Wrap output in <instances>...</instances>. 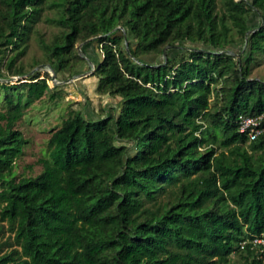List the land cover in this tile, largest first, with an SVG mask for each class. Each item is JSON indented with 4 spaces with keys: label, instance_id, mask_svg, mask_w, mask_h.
Instances as JSON below:
<instances>
[{
    "label": "trees",
    "instance_id": "trees-1",
    "mask_svg": "<svg viewBox=\"0 0 264 264\" xmlns=\"http://www.w3.org/2000/svg\"><path fill=\"white\" fill-rule=\"evenodd\" d=\"M46 7L59 31L27 66L18 60ZM91 38L97 90L121 107L95 119L72 109L37 175L15 177L27 142L15 126L49 78L0 83V219L15 245L0 264H264L253 242L264 238V133L240 130L241 115L264 113V78L252 76L264 0H0L11 76L42 62L74 74L86 61L77 43Z\"/></svg>",
    "mask_w": 264,
    "mask_h": 264
},
{
    "label": "rangeland",
    "instance_id": "rangeland-1",
    "mask_svg": "<svg viewBox=\"0 0 264 264\" xmlns=\"http://www.w3.org/2000/svg\"><path fill=\"white\" fill-rule=\"evenodd\" d=\"M55 14L54 8L46 7L36 22L34 31L30 34L27 50L21 55L19 62L22 61L28 66L35 59H44L40 41L42 38L47 41L52 40L59 31V26L51 19ZM260 22L259 14L253 12L251 25L258 26ZM77 47L78 49L82 47L87 52L83 54L86 61L80 62L77 66L78 72L74 74L68 70H58V68L54 71L48 62L40 64L45 65L38 69L41 71L40 77L49 78L51 93H45L41 98L24 102V114L15 126L23 131L27 139L23 153L16 160L15 177L17 180L23 176L37 175L43 170L41 160L49 155V141L52 133L61 126L72 109L83 110L87 117L95 119L105 114L117 113L121 107L122 99L120 97L100 94L97 90L99 78L94 75L95 68L92 62H98L102 57L98 42L95 39L85 43L78 42ZM180 47L176 45L170 51L175 53ZM241 50L240 43L231 48V51L237 54ZM7 53L11 54L12 50H8ZM164 57V55L150 56L148 60L157 63ZM53 72L56 73L57 79L62 81L61 83H56L53 80ZM83 73L87 74L81 76ZM252 76L264 78V53L258 54L252 67ZM73 77L75 78L72 79ZM23 78H28V76H11L6 68L0 70V79L2 80L0 83H17ZM5 90L0 86V105L4 104L8 93ZM23 91V89H18L15 93ZM13 236L8 221L0 219V254L15 247ZM233 259L239 260L240 257L234 255Z\"/></svg>",
    "mask_w": 264,
    "mask_h": 264
},
{
    "label": "built area",
    "instance_id": "built-area-1",
    "mask_svg": "<svg viewBox=\"0 0 264 264\" xmlns=\"http://www.w3.org/2000/svg\"><path fill=\"white\" fill-rule=\"evenodd\" d=\"M240 130L248 135L249 140L258 138L264 133V113L259 115H241ZM253 242L264 244V238L255 237ZM240 244L242 248H245L246 241H242Z\"/></svg>",
    "mask_w": 264,
    "mask_h": 264
},
{
    "label": "water",
    "instance_id": "water-1",
    "mask_svg": "<svg viewBox=\"0 0 264 264\" xmlns=\"http://www.w3.org/2000/svg\"><path fill=\"white\" fill-rule=\"evenodd\" d=\"M92 39H94V38H91V39H89V40H87V41H90V40H92ZM126 45H127V49H128V51L130 52V47H129V43H128V37H127V35H126ZM79 51H80V54H85V52H84V50L82 49V47H79ZM229 52L230 53H234L233 51H231V50H229ZM238 57H239V54H237V53H235ZM164 56L166 57L167 56V54H166V52L164 53ZM93 63V65H94V68H95V63L94 62H92ZM45 65H40V66H38L37 68H35V69H33L31 72H29L28 74H26V75H24V76H28V77H30L31 75H33V74H35L37 71H38V69H40V68H43ZM50 67H51V69L52 70H54V68L52 67V65L50 64L49 65ZM55 71V70H54ZM87 73H83V74H81V76L82 75H86ZM75 77H73L72 79H74ZM72 79H69V80H72ZM23 81L24 80H26V78H23L22 79ZM53 80L56 82V83H61L62 81L61 80H58L57 79V77H56V73L55 72H53ZM68 80V81H69ZM0 81H2L1 79H0Z\"/></svg>",
    "mask_w": 264,
    "mask_h": 264
}]
</instances>
